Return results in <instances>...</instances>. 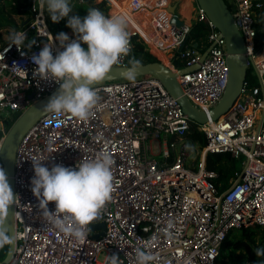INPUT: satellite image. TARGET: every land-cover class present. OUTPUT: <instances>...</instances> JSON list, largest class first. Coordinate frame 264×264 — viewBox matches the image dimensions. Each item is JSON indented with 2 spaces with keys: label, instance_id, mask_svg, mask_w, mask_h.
Listing matches in <instances>:
<instances>
[{
  "label": "built area",
  "instance_id": "built-area-1",
  "mask_svg": "<svg viewBox=\"0 0 264 264\" xmlns=\"http://www.w3.org/2000/svg\"><path fill=\"white\" fill-rule=\"evenodd\" d=\"M36 2L31 1V16L17 30L35 41L32 47L27 42L23 49L14 44L9 47L10 41L0 47V104L4 105L0 108V151L12 115L59 87L54 80L35 74L38 65L32 57L46 44L53 45L54 56L64 50L48 25L46 10L40 11ZM102 2L107 10L100 7ZM226 2L243 35L247 68L255 82L246 77L237 99L217 118H211L209 111L228 81L226 42L201 7H196V17L207 22L209 43L214 42L203 61V52L186 44L190 24L177 27L171 22L169 0H127L119 6L113 0H99L93 4L92 8L106 16H126L131 46L139 36L150 53L174 72L180 69L177 61L182 68L198 64L177 79L193 105L209 118L193 123L161 80L146 74L93 86L101 99L95 116L87 121L68 113L59 117L48 113L39 119L16 148L15 248L4 264H110L114 253L120 264H138L137 249L155 256L150 264H218L221 244L231 230L264 227V34L259 40L256 23L264 0ZM142 10L148 13L146 18H133ZM137 24L144 26L158 48L140 33ZM183 42L185 46L178 51ZM82 47L87 45L82 43ZM125 65L126 57H122L113 66ZM193 124L207 144L201 147L198 161L189 163L184 140ZM154 141L160 144L158 153L152 152ZM100 152L115 160L112 200L98 219L105 223V233L95 238L102 230L97 228L78 240L41 214L31 185L35 175L32 159H43L49 169L54 164L75 168L79 161L94 159ZM223 152L241 159L245 173L240 171L219 192L214 182L218 173L206 167V156ZM48 209L54 212L55 202H49ZM102 252L105 258L101 261Z\"/></svg>",
  "mask_w": 264,
  "mask_h": 264
},
{
  "label": "clouds",
  "instance_id": "clouds-1",
  "mask_svg": "<svg viewBox=\"0 0 264 264\" xmlns=\"http://www.w3.org/2000/svg\"><path fill=\"white\" fill-rule=\"evenodd\" d=\"M40 11L47 10L53 22L68 17L67 26L77 38L69 41L66 33H59L63 51L55 56L52 44H46L38 55L32 57L38 65L35 74L42 79H52L59 85L44 106V112L56 117L64 113L87 121L95 116L94 109L100 102L99 90L93 85L105 80L106 76L122 57L131 53V40L128 31L129 20L124 15L106 16L97 8H89L87 15L69 16L73 11L71 0H37ZM9 47L31 48L35 43L29 41L25 32L13 30L9 36ZM82 43L87 48L82 47ZM130 67L124 73L127 79L135 80L141 61L132 57ZM4 105L0 104V108ZM43 159H32L35 175L31 179L32 191L40 201L41 214L51 221L60 231L78 240L86 238L89 227L101 217L114 191L113 166L111 154L100 152L94 159L81 160L76 167L54 164L51 169ZM5 169L0 167V248L13 243L8 235L5 218L9 207L16 203ZM49 202H55V211L48 209ZM264 256V249L255 250ZM138 264H150L156 258L150 251L136 250ZM110 264H120L118 253L110 257Z\"/></svg>",
  "mask_w": 264,
  "mask_h": 264
},
{
  "label": "water",
  "instance_id": "water-1",
  "mask_svg": "<svg viewBox=\"0 0 264 264\" xmlns=\"http://www.w3.org/2000/svg\"><path fill=\"white\" fill-rule=\"evenodd\" d=\"M199 7L203 9L208 19L213 23V25L219 30L220 36L225 39L226 42V52H227V63L229 67L228 81L225 90L216 104L209 111V116L211 118H217L224 114L237 99L242 85L247 75V58L246 49L243 35L241 34L234 17L230 11V8L225 0H196ZM176 2L170 3L168 5V10L172 14L171 22L177 27L184 24V21L177 14ZM28 19L23 23L25 25ZM153 32L152 29L149 31ZM214 42L211 43L208 48L202 53L201 61L204 60L207 53L213 47ZM185 46L183 42L178 51H181ZM197 46V44H195ZM129 65L125 66H113L105 80L99 82L93 86L104 84L107 81L122 80L127 79L124 73L127 71ZM199 65L196 64L192 67L180 68L177 72H174L168 65L164 62L152 61L148 63H142L138 68L137 76L150 74L156 76L161 80L167 91L175 97L180 105L182 106L184 112L188 114L193 123H205L209 116L208 114L198 109L193 105L189 98L184 94V91L177 79L178 74H184L188 71L198 68ZM59 87L47 94L43 98L33 102L28 106L15 120V122L8 129L5 138L3 140L0 158L3 163V168L5 169L6 175L10 186L14 192V160L16 154V148L22 136L26 131L39 119H45L47 112H44V106L49 102L50 98L57 94ZM31 97V96H30ZM242 175L245 173L241 170ZM5 226L8 229V235L13 237V243L9 245L8 252L6 256L0 260V264H4L13 255L15 248V208L14 204L9 207V215L5 218ZM91 230L100 228L101 232L94 234L97 238L105 233V223L101 221H94L90 225Z\"/></svg>",
  "mask_w": 264,
  "mask_h": 264
},
{
  "label": "trees",
  "instance_id": "trees-1",
  "mask_svg": "<svg viewBox=\"0 0 264 264\" xmlns=\"http://www.w3.org/2000/svg\"><path fill=\"white\" fill-rule=\"evenodd\" d=\"M32 0H0V47L9 42V36L13 30L17 31L23 26V23L30 18L31 12L29 6ZM226 1V0H225ZM87 5L93 6L96 0H83ZM102 10H107V6L100 4ZM257 37L262 40L264 34V7L257 11ZM148 38L149 35L144 28ZM209 26L206 21L199 20L196 15L192 18L190 31L186 40L187 45L197 44V48L204 52L210 45L208 40ZM153 47H157V42L148 40ZM166 42V41H165ZM156 43V44H155ZM132 57L142 63L158 61L153 56L147 44L139 36H135L131 46V53L126 57V65ZM177 67L182 68L184 65L176 62ZM130 66V65H129ZM247 80L254 83L255 79L250 68L247 69ZM21 113H15L13 120L6 122V129H9L13 122ZM194 144L204 147L207 139L204 134L196 129V124L186 134ZM206 167L218 173V177L214 180L219 192L226 190L232 181L237 177L242 169V160L234 158L230 153H209L206 156ZM9 245L0 248V260H2L7 252ZM256 249H264V227L259 225L247 228L234 229L229 232L223 240L219 256L218 264H264V256H258Z\"/></svg>",
  "mask_w": 264,
  "mask_h": 264
},
{
  "label": "crops",
  "instance_id": "crops-1",
  "mask_svg": "<svg viewBox=\"0 0 264 264\" xmlns=\"http://www.w3.org/2000/svg\"><path fill=\"white\" fill-rule=\"evenodd\" d=\"M77 1L78 4H83L86 5V8H92V6L85 4L84 2H81L80 0H71V5L73 7V11L71 13H69V16H75L78 15L81 18L85 17L87 14L83 13L82 16L79 15V12L76 11V8L74 7V4ZM99 1V0H96ZM115 2L116 6L121 5L125 0H113ZM176 2L178 4L177 6V14L178 16L186 23L191 24L192 18L196 15V7L198 6L196 0H169V3H174ZM147 12L145 10H142L140 12H138L133 18H137V19H141V18H146L147 16ZM61 28H63V25H60ZM141 27L144 28V26H141L139 24H137V28L141 30ZM145 29V28H144ZM146 31V30H145ZM147 32V31H146ZM53 33V32H52ZM68 35L69 38L75 36L76 34L73 32V30L67 26V22L65 23V32ZM54 34V33H53ZM56 36L59 35L55 34ZM156 44V43H155ZM157 45V44H156ZM163 59L165 61H167L165 59V57L163 56Z\"/></svg>",
  "mask_w": 264,
  "mask_h": 264
},
{
  "label": "rangeland",
  "instance_id": "rangeland-1",
  "mask_svg": "<svg viewBox=\"0 0 264 264\" xmlns=\"http://www.w3.org/2000/svg\"><path fill=\"white\" fill-rule=\"evenodd\" d=\"M117 1H120V0H117ZM125 1H127V0H125ZM73 4H74V7L76 8V11L79 12V15H81V16L83 13H86L88 10V8H86V5L78 4L77 1ZM103 4H106V3L104 2ZM46 14H47V19H48V25L54 34L65 32V23L68 21V17L63 18L62 20H60L57 23V22L52 21L51 15L47 10H46ZM86 14H88V13H86ZM60 25H63L64 27L61 28ZM147 46H148V44H147ZM13 116H14V114L12 115L11 120H13ZM184 141L188 144V147H189V153H190L189 158H188L189 163H192V162L196 163L199 159V153H200L201 147L198 144H194L189 138H186ZM159 149H160L159 142L154 141L152 143V152L158 153ZM157 157H160V156H157ZM98 257H99V260L102 261L105 258V252H102L101 254H99Z\"/></svg>",
  "mask_w": 264,
  "mask_h": 264
},
{
  "label": "bare ground",
  "instance_id": "bare-ground-1",
  "mask_svg": "<svg viewBox=\"0 0 264 264\" xmlns=\"http://www.w3.org/2000/svg\"><path fill=\"white\" fill-rule=\"evenodd\" d=\"M140 31V33L147 39V40H152L151 38H148L147 35L145 34V32L141 29H138Z\"/></svg>",
  "mask_w": 264,
  "mask_h": 264
}]
</instances>
